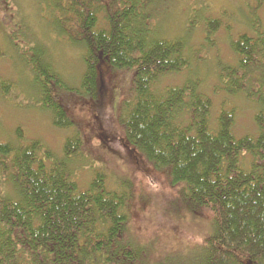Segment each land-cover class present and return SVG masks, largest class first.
<instances>
[{"label":"trees","instance_id":"trees-1","mask_svg":"<svg viewBox=\"0 0 264 264\" xmlns=\"http://www.w3.org/2000/svg\"><path fill=\"white\" fill-rule=\"evenodd\" d=\"M37 1L52 32L83 50L74 89L43 48H30L31 91L51 125L76 126L61 102L66 93L100 106L102 65L129 72L130 93L114 118L119 136L166 173L186 210H208L212 218L188 264H264V34L233 40L236 62L219 75L220 90L257 106L256 133L237 137L233 110L222 108L212 119V100L196 79L156 89L162 76L190 64L186 38L158 35L156 6L166 0ZM219 27V20H208L206 35ZM0 85L5 93L10 87ZM15 133L19 142H0V264H170L150 261L126 235L128 183L112 189L97 171L80 189L74 175L87 155L77 128L59 154L38 139L25 140L18 128Z\"/></svg>","mask_w":264,"mask_h":264},{"label":"rangeland","instance_id":"rangeland-1","mask_svg":"<svg viewBox=\"0 0 264 264\" xmlns=\"http://www.w3.org/2000/svg\"><path fill=\"white\" fill-rule=\"evenodd\" d=\"M156 8L158 35L186 38L190 60L186 70L162 76L156 89L196 79L200 90L212 100V119L222 108L233 110L235 135L255 134L257 106L242 95L220 90L219 75L223 66L236 62L230 47L233 40L243 33L264 34V0H166L157 2ZM47 15L37 0H0V84H10L6 93L0 85V142L20 140L15 133L18 128L25 140L38 139L59 154L64 139L77 128L87 155L74 175L80 189L87 188L97 171L106 174L105 181L112 189L128 183L131 199L126 235L144 249L150 261L188 264L210 234L212 218L208 210H186L179 202L178 187L169 185L166 173L156 171L119 136L114 118L130 93V73L100 67L98 83L106 90L100 106L76 93L62 95L74 128H54L49 115L39 109L26 63L32 46L46 51L69 87H79L83 72V50L55 35ZM210 19L219 20L220 27L206 35L205 24Z\"/></svg>","mask_w":264,"mask_h":264}]
</instances>
